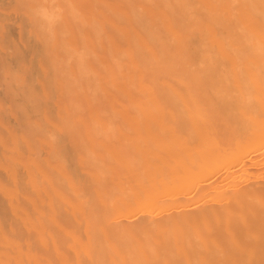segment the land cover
<instances>
[{
    "label": "bare ground",
    "instance_id": "6f19581e",
    "mask_svg": "<svg viewBox=\"0 0 264 264\" xmlns=\"http://www.w3.org/2000/svg\"><path fill=\"white\" fill-rule=\"evenodd\" d=\"M0 264H264V0H0Z\"/></svg>",
    "mask_w": 264,
    "mask_h": 264
}]
</instances>
